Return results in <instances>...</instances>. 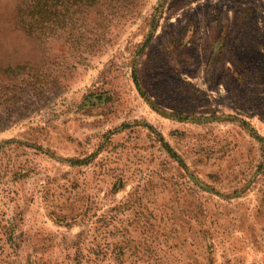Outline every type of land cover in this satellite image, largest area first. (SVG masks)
<instances>
[{
    "label": "rangeland",
    "instance_id": "rangeland-1",
    "mask_svg": "<svg viewBox=\"0 0 264 264\" xmlns=\"http://www.w3.org/2000/svg\"><path fill=\"white\" fill-rule=\"evenodd\" d=\"M134 2L0 0V264H264V0Z\"/></svg>",
    "mask_w": 264,
    "mask_h": 264
},
{
    "label": "trees",
    "instance_id": "trees-1",
    "mask_svg": "<svg viewBox=\"0 0 264 264\" xmlns=\"http://www.w3.org/2000/svg\"><path fill=\"white\" fill-rule=\"evenodd\" d=\"M134 4V0H26V7L19 10L18 16L25 33L39 39L48 33L47 30H51L44 27V22H51L56 27L61 26L59 24L62 23L65 27L70 24L73 17L92 14L96 17L95 25L99 27L107 18L104 12L119 17V14L129 7H134ZM63 18H67V22L62 21ZM11 85L9 79L0 78V99L3 98L4 93L11 91ZM165 146L167 147L166 144ZM119 188L120 186H117L116 190Z\"/></svg>",
    "mask_w": 264,
    "mask_h": 264
},
{
    "label": "crops",
    "instance_id": "crops-1",
    "mask_svg": "<svg viewBox=\"0 0 264 264\" xmlns=\"http://www.w3.org/2000/svg\"><path fill=\"white\" fill-rule=\"evenodd\" d=\"M255 236H256V233H255ZM257 237V236H256Z\"/></svg>",
    "mask_w": 264,
    "mask_h": 264
}]
</instances>
